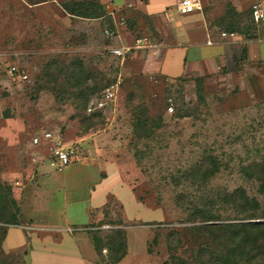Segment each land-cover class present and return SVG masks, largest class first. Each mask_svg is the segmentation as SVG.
Segmentation results:
<instances>
[{"label": "rangeland", "instance_id": "obj_1", "mask_svg": "<svg viewBox=\"0 0 264 264\" xmlns=\"http://www.w3.org/2000/svg\"><path fill=\"white\" fill-rule=\"evenodd\" d=\"M44 1L0 0V185L11 189L19 205L22 190L35 180L46 151L44 145H31V140L49 131L74 151L75 167L69 166L68 172L77 178L84 169L93 172L92 205L108 197L103 220L95 223L97 227L108 224L103 230L107 248L116 247L117 241L109 237L120 225L140 227L147 232L151 264H216L210 253L218 243L205 240L207 236L198 240L187 232L182 245L178 236H170L173 230L198 224L188 221L176 196L217 198L242 189L259 203L255 219H243L245 215L233 213L231 206L217 203L219 222L264 223V82L242 59L211 74L168 78L144 73L143 53L129 54L124 61L113 57L107 49L113 42L91 19H72L73 28L65 29L58 23L62 16L53 3L50 13L43 6L30 7ZM261 1L252 0L235 27H250V33L262 28L264 21L256 24L248 17L252 5ZM231 19L235 20L228 14L227 21ZM147 25L136 36L156 39L153 27ZM74 59L82 60L87 82L77 86L63 72L55 82V67L50 63L56 60L60 67ZM48 65L53 71L43 81L42 70ZM10 66L23 70L28 79L8 78ZM119 75L123 81L113 114L87 115L89 98ZM169 100L172 113L167 111ZM137 104H144L150 116L161 118V129L152 141L138 140L133 133L131 108ZM210 157L218 160L220 170L205 184L186 177L195 165L207 167ZM86 205L84 200L68 204L61 226L86 224ZM20 210L19 206L18 223L27 217ZM3 218L9 220L8 214ZM10 225L0 222L2 228ZM96 253V262L112 263L109 252L102 254L104 259ZM257 254L262 252H256L258 260ZM0 264L27 262L23 250L0 249Z\"/></svg>", "mask_w": 264, "mask_h": 264}, {"label": "crops", "instance_id": "obj_2", "mask_svg": "<svg viewBox=\"0 0 264 264\" xmlns=\"http://www.w3.org/2000/svg\"><path fill=\"white\" fill-rule=\"evenodd\" d=\"M73 1H96L103 8L104 16L91 20L100 27L101 33L108 28L107 22L112 23L111 30L115 36L107 38L102 33L114 44H109L107 49L131 44L135 38L141 37L136 36L137 32L148 29L147 23L153 27L158 38L149 37L157 44L156 48L132 52L133 55H145L141 66L144 73H159L168 78L186 74H211L242 59L245 66L264 82V26H258L254 33L244 37L236 31H233L234 36L231 37L226 29L229 24H240L239 17L244 15L252 0H200V9L183 15L175 9L177 0H47L41 5L30 7L43 6L50 13L53 4L54 7L56 5L62 16L59 25L65 24L64 28L69 29L73 28L72 19L82 18L62 8V4ZM261 2L264 9V1ZM228 14L235 20L228 22ZM248 17L253 22L251 14ZM121 18L124 19V25L117 26ZM143 20L147 23H143ZM42 145L46 147L47 143L42 142ZM42 156L43 166L33 176L36 177L33 183L25 186L20 195V211L26 212V220L19 225L7 227L1 241L2 251L10 253L23 250L27 264H104L105 261H95L98 254L91 236L95 235L93 238L97 237L101 241L99 256L104 259L102 254L108 253V248L103 244L106 240L103 230L108 224L103 223L97 227L95 223L103 220V208L109 201L108 197L104 195L101 201H97V205H92L89 181L95 179L94 174L84 169L77 178L68 172L71 171H67L69 166L75 167V157L72 156L68 166L58 170L48 164L47 151ZM83 200L87 203L84 211L88 222L61 226L67 205ZM122 223L127 221L123 220ZM123 226L120 225L119 229L124 233L125 252L114 264H151V255L147 252V232L140 227ZM132 235L136 240L134 244Z\"/></svg>", "mask_w": 264, "mask_h": 264}, {"label": "trees", "instance_id": "obj_3", "mask_svg": "<svg viewBox=\"0 0 264 264\" xmlns=\"http://www.w3.org/2000/svg\"><path fill=\"white\" fill-rule=\"evenodd\" d=\"M62 8L69 14L82 18H101L105 12L103 8L96 1H73L62 4ZM251 14V13H250ZM109 20V18H107ZM108 28L113 29L112 23L109 21ZM229 24L226 28L229 33L236 31L239 34L249 36L250 27L245 30H241L240 27ZM58 61H52L50 66L55 67L54 81L56 82L59 74L63 72L68 81L73 80L75 85L79 86L83 82H87L89 77L86 74L85 66L80 59H74L69 63L61 64L57 67ZM49 65L42 70L43 81H47V76L50 74V70L53 71ZM113 78L111 81H113ZM41 81V78L39 79ZM109 81L105 87L111 82ZM104 87V88H105ZM38 88H44L40 86ZM66 92V91H65ZM94 91H92L93 93ZM65 94V93H64ZM69 94V93H68ZM71 95V94H70ZM67 95V98H70ZM62 99H66L63 97ZM180 115L178 117H181ZM131 126L135 137L138 140L152 141L157 136V131L161 129V118L150 116L147 107L144 104H137L131 108ZM219 162L215 158L208 159L207 167L202 165H195L191 167L190 172L187 173L188 179H192L193 183L205 184L209 178L214 176L218 171ZM220 201V202H219ZM225 204L229 205L233 209V213L237 215H245L247 220L255 219V213L259 208V203L256 198L249 197L242 189H237L232 193H224L221 197L217 198L213 196H184L178 194L176 196V204L183 211L187 212L188 221L198 222L190 227L183 228L181 230H173L170 234L171 237L178 236L177 242L179 245L183 244L182 235L187 232L199 240V237H206L205 240L210 239L212 244L218 243L215 248V252L211 251L216 264H264V223L254 222H219L221 217L217 214L216 205ZM18 207L16 200L12 197L11 189L7 186L0 185V222L7 223V225H19L15 220L18 213ZM13 211V212H12ZM4 214H8L9 220L3 218ZM12 220H11V219ZM7 227H0V249L1 241L5 236ZM114 236L109 237L113 241H117L116 247L108 248V258L112 260L111 264L116 263L125 252L124 233L123 230H113ZM95 249L97 252H101V241L95 237ZM157 238L153 239L152 243L156 242ZM203 244L200 243V245ZM257 251H261L262 254H257L258 260L255 257ZM147 252L152 253L151 247L147 246ZM199 259L196 260L198 263ZM180 264H191L181 261Z\"/></svg>", "mask_w": 264, "mask_h": 264}, {"label": "built area", "instance_id": "obj_4", "mask_svg": "<svg viewBox=\"0 0 264 264\" xmlns=\"http://www.w3.org/2000/svg\"><path fill=\"white\" fill-rule=\"evenodd\" d=\"M177 13L188 14L196 9H200V0H177L175 7ZM251 17L254 23L258 24L264 21V9L260 4H253L251 7ZM117 26L124 25V19H120ZM103 34L107 38H113L115 32L109 28L103 30ZM223 36L225 33L222 34ZM231 37L234 36L233 33L229 34ZM156 43L149 36H141L135 38L133 42L129 45H121L117 47L108 48L109 53L122 61L125 60L126 56L132 52L138 50H152L156 48ZM6 76L10 79H18L24 81L28 79V75L19 68L15 66H10L6 70ZM121 75L117 76L113 81H111L105 88H103L98 94L91 96L88 100L85 112L87 115H96L98 117H106L112 115L114 112V107L116 105L117 96L119 94L122 85ZM167 111L169 113L173 112V105L171 100H169ZM42 142H46L45 147L48 153V164L54 169H62L68 166L71 162L74 151L72 148H65L55 136L47 131L43 132L41 135L34 137L31 140V145L39 147Z\"/></svg>", "mask_w": 264, "mask_h": 264}]
</instances>
